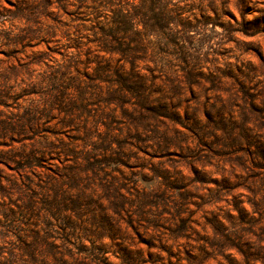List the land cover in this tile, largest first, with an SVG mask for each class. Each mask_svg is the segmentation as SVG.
<instances>
[{
    "label": "rangeland",
    "instance_id": "obj_1",
    "mask_svg": "<svg viewBox=\"0 0 264 264\" xmlns=\"http://www.w3.org/2000/svg\"><path fill=\"white\" fill-rule=\"evenodd\" d=\"M100 1L0 0V264H264V0Z\"/></svg>",
    "mask_w": 264,
    "mask_h": 264
},
{
    "label": "trees",
    "instance_id": "obj_2",
    "mask_svg": "<svg viewBox=\"0 0 264 264\" xmlns=\"http://www.w3.org/2000/svg\"><path fill=\"white\" fill-rule=\"evenodd\" d=\"M99 7L103 10L112 9L110 24L103 31L100 41L105 50H137L144 45L138 43L141 34L162 35L166 38V50L168 44L183 50L172 26L181 25L182 33L187 35L186 17L181 15L180 9L175 8L171 0H140L139 6L133 0H102ZM138 22L144 27L140 33L136 30ZM204 22L208 23L209 18L204 17Z\"/></svg>",
    "mask_w": 264,
    "mask_h": 264
}]
</instances>
